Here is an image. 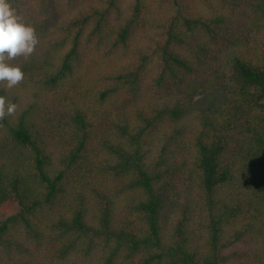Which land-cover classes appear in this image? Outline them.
<instances>
[{
  "label": "trees",
  "instance_id": "1",
  "mask_svg": "<svg viewBox=\"0 0 264 264\" xmlns=\"http://www.w3.org/2000/svg\"><path fill=\"white\" fill-rule=\"evenodd\" d=\"M9 3L0 264H264V0Z\"/></svg>",
  "mask_w": 264,
  "mask_h": 264
},
{
  "label": "clouds",
  "instance_id": "2",
  "mask_svg": "<svg viewBox=\"0 0 264 264\" xmlns=\"http://www.w3.org/2000/svg\"><path fill=\"white\" fill-rule=\"evenodd\" d=\"M39 43L35 29L27 25L17 15L9 0H0V83L5 91L19 85L24 80L21 67L11 61L18 57L26 60L34 53ZM17 105L0 95V121L6 116H13Z\"/></svg>",
  "mask_w": 264,
  "mask_h": 264
},
{
  "label": "rangeland",
  "instance_id": "3",
  "mask_svg": "<svg viewBox=\"0 0 264 264\" xmlns=\"http://www.w3.org/2000/svg\"><path fill=\"white\" fill-rule=\"evenodd\" d=\"M141 39H145L144 35L140 36ZM137 44L139 43V41L136 42ZM116 59H109V60H105L103 61L99 67L103 68V69H113L116 63ZM17 205L16 204H4V205H0V218H4L10 215H13L16 211H17Z\"/></svg>",
  "mask_w": 264,
  "mask_h": 264
}]
</instances>
